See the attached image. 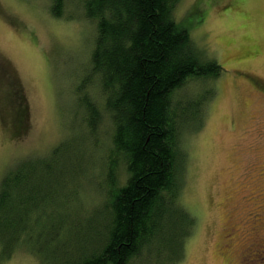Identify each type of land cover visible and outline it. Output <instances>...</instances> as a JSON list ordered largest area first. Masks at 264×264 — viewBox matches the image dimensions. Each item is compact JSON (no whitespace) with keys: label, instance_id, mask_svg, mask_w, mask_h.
Here are the masks:
<instances>
[{"label":"trees","instance_id":"obj_1","mask_svg":"<svg viewBox=\"0 0 264 264\" xmlns=\"http://www.w3.org/2000/svg\"><path fill=\"white\" fill-rule=\"evenodd\" d=\"M179 2L81 0L85 18L95 23L90 65L104 96L102 106L96 97L83 105L84 137L95 132L101 110L112 123L109 153L100 161L91 155L87 166L92 184L93 171L99 172L100 195L84 208L80 188L89 147L84 152L83 142L19 162L0 182V264L18 252L38 264L182 261L196 218L181 202V140L200 131L215 93L200 91L193 101L174 94L190 79H216L222 68L196 47L189 27L175 21ZM50 4L51 14L62 17L66 0ZM10 102L17 107L16 130L26 129L22 96L17 92ZM59 152L75 157L78 167Z\"/></svg>","mask_w":264,"mask_h":264},{"label":"rangeland","instance_id":"obj_2","mask_svg":"<svg viewBox=\"0 0 264 264\" xmlns=\"http://www.w3.org/2000/svg\"><path fill=\"white\" fill-rule=\"evenodd\" d=\"M82 6L66 0L56 17L50 0H0V182L22 160L47 156L63 143L75 150L83 142L84 152L88 145L85 171L91 155L100 161L109 153L106 112L84 137L83 105L96 97L102 106L104 96L90 65L95 23ZM174 19L222 68L216 79H190L174 94L193 101L200 91L215 93L200 131L181 140V202L196 226L179 264H245V257L264 264V0H180ZM17 92L28 125L21 130L10 102ZM58 154L78 167L75 157ZM91 172L80 188L85 209L100 195L99 172L93 171V184ZM1 264L38 263L18 252Z\"/></svg>","mask_w":264,"mask_h":264},{"label":"flooded vegetation","instance_id":"obj_3","mask_svg":"<svg viewBox=\"0 0 264 264\" xmlns=\"http://www.w3.org/2000/svg\"><path fill=\"white\" fill-rule=\"evenodd\" d=\"M251 258V257H250ZM249 257H245L244 258V262H245V264H253L254 263V261L252 260V259H250Z\"/></svg>","mask_w":264,"mask_h":264}]
</instances>
